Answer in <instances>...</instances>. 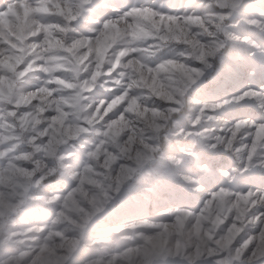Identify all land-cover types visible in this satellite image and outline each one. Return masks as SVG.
Instances as JSON below:
<instances>
[{"label":"clouds","instance_id":"clouds-1","mask_svg":"<svg viewBox=\"0 0 264 264\" xmlns=\"http://www.w3.org/2000/svg\"><path fill=\"white\" fill-rule=\"evenodd\" d=\"M0 264H264V0H0Z\"/></svg>","mask_w":264,"mask_h":264}]
</instances>
